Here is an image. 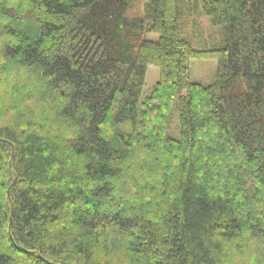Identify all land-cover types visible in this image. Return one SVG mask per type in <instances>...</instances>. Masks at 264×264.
<instances>
[{"label":"trees","instance_id":"16d2710c","mask_svg":"<svg viewBox=\"0 0 264 264\" xmlns=\"http://www.w3.org/2000/svg\"><path fill=\"white\" fill-rule=\"evenodd\" d=\"M135 1L0 0V264H264V0Z\"/></svg>","mask_w":264,"mask_h":264},{"label":"rangeland","instance_id":"374dc122","mask_svg":"<svg viewBox=\"0 0 264 264\" xmlns=\"http://www.w3.org/2000/svg\"><path fill=\"white\" fill-rule=\"evenodd\" d=\"M183 8V16L180 19L179 36L186 40L194 50L204 51L222 48L226 43V30L224 26H214L209 18L203 14L202 9L195 0H177ZM135 9L142 13L141 0L135 1ZM146 38L158 41L157 34H147ZM218 62L215 59L191 60L189 62V80L208 86L215 81ZM160 78V72L156 67L149 66L142 98L148 97ZM176 111L171 121L170 135L179 136Z\"/></svg>","mask_w":264,"mask_h":264}]
</instances>
